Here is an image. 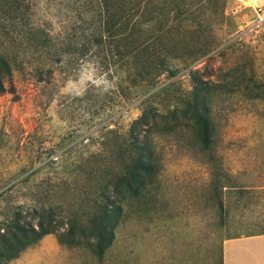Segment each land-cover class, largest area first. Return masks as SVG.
<instances>
[{
	"label": "rangeland",
	"instance_id": "obj_1",
	"mask_svg": "<svg viewBox=\"0 0 264 264\" xmlns=\"http://www.w3.org/2000/svg\"><path fill=\"white\" fill-rule=\"evenodd\" d=\"M124 1L141 6L115 21L113 33L88 0H25L20 19L28 22L12 28L18 38L5 48V85L16 93H0V182L24 174L29 167L19 164L26 160L37 164L69 150L63 158L72 162L87 149L79 142L100 124L115 130L110 144L121 142L144 101L162 111L188 102L194 70L215 83L214 142L204 149L184 123L161 125L156 181L125 204L104 259L89 245L62 244L49 234L0 264H217L226 238L261 231L264 101L253 97L254 84L264 82V4L179 0L186 14H163L146 7L150 1ZM231 69L237 73L227 76ZM114 153L111 160H124ZM48 171L0 199V221L32 195L71 198L63 177Z\"/></svg>",
	"mask_w": 264,
	"mask_h": 264
},
{
	"label": "trees",
	"instance_id": "obj_2",
	"mask_svg": "<svg viewBox=\"0 0 264 264\" xmlns=\"http://www.w3.org/2000/svg\"><path fill=\"white\" fill-rule=\"evenodd\" d=\"M147 1L150 3L147 2L145 6H151L155 13L179 10L186 14L188 11L187 3L179 0ZM86 5L101 10L110 20L108 25L114 33V29L119 27L115 21L123 20L129 11L134 12L141 3L127 8L124 0H88ZM28 8L25 0H0V93H16L15 87L8 89L5 85V78L11 76V64L5 48L18 38L13 35L12 28L21 23L23 28L28 22L20 19V14ZM108 30L110 32V28ZM199 72L194 70L191 74V98L183 106L162 111L149 104V99L144 101L141 116L133 121L121 142L118 140L110 144V141L117 140L110 137L116 132L111 124H100L79 142L87 149L81 150L72 162L63 158L69 152L66 150L55 158H46L37 164L29 165L27 160L19 164L22 170L29 168L15 181L0 182V199H5L15 189L31 188L30 184L41 179L49 168L55 169V173L63 177L59 180L71 198L62 200L55 195L50 201H44V198L32 195L23 204H14L12 218L0 221V258L7 262L16 259L45 236L58 234L62 244L89 245L99 260L104 259L117 240L124 220L125 204L130 199L139 198L156 181L160 157L155 138L161 125L174 127L184 123L193 130L202 148H211L214 126L210 96L215 83L198 78ZM234 72L237 73L231 69L226 75ZM254 85L257 90L253 98L264 101V82ZM113 152L119 159L125 157L124 160H111ZM73 178V183H70ZM217 264H224L223 249Z\"/></svg>",
	"mask_w": 264,
	"mask_h": 264
},
{
	"label": "crops",
	"instance_id": "obj_3",
	"mask_svg": "<svg viewBox=\"0 0 264 264\" xmlns=\"http://www.w3.org/2000/svg\"><path fill=\"white\" fill-rule=\"evenodd\" d=\"M264 4V0H261ZM261 231L228 237L224 240V264H264V189L261 194Z\"/></svg>",
	"mask_w": 264,
	"mask_h": 264
},
{
	"label": "bare ground",
	"instance_id": "obj_4",
	"mask_svg": "<svg viewBox=\"0 0 264 264\" xmlns=\"http://www.w3.org/2000/svg\"><path fill=\"white\" fill-rule=\"evenodd\" d=\"M256 4H262L261 0L256 1Z\"/></svg>",
	"mask_w": 264,
	"mask_h": 264
}]
</instances>
